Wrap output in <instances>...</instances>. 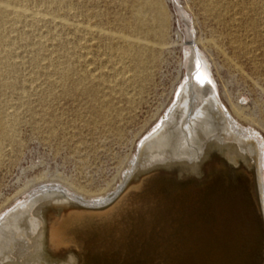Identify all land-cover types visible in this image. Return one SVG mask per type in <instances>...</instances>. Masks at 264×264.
Segmentation results:
<instances>
[{"label": "rangeland", "instance_id": "374dc122", "mask_svg": "<svg viewBox=\"0 0 264 264\" xmlns=\"http://www.w3.org/2000/svg\"><path fill=\"white\" fill-rule=\"evenodd\" d=\"M11 1L26 15L7 12L0 43V218L42 190L111 194L185 82L191 44L258 136L264 181V0Z\"/></svg>", "mask_w": 264, "mask_h": 264}, {"label": "bare ground", "instance_id": "6f19581e", "mask_svg": "<svg viewBox=\"0 0 264 264\" xmlns=\"http://www.w3.org/2000/svg\"><path fill=\"white\" fill-rule=\"evenodd\" d=\"M0 1L1 43L7 12L26 10ZM127 46L121 53L135 57ZM190 49L185 82L117 188L99 200L29 194L0 218V264H264L259 138L222 105Z\"/></svg>", "mask_w": 264, "mask_h": 264}]
</instances>
